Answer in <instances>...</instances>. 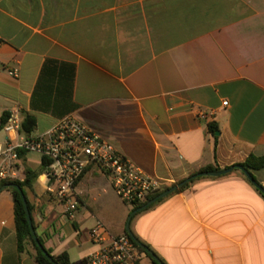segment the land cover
Listing matches in <instances>:
<instances>
[{"label":"crops","instance_id":"0c3cea01","mask_svg":"<svg viewBox=\"0 0 264 264\" xmlns=\"http://www.w3.org/2000/svg\"><path fill=\"white\" fill-rule=\"evenodd\" d=\"M6 111L33 116L31 136L72 116L162 188L264 157V0H0ZM23 165L40 170L42 158L30 153ZM250 174L264 188V168ZM109 185L90 167L72 221L38 179L27 191L53 255L85 264L99 250L90 230L101 216L111 236L126 234L131 210L123 221ZM2 189L0 264H37L32 245L18 252L13 194ZM134 220V236L164 264H264V196L240 170L195 178Z\"/></svg>","mask_w":264,"mask_h":264},{"label":"built area","instance_id":"2783aa9c","mask_svg":"<svg viewBox=\"0 0 264 264\" xmlns=\"http://www.w3.org/2000/svg\"><path fill=\"white\" fill-rule=\"evenodd\" d=\"M10 75L17 76L16 72ZM207 116L204 112L198 114L201 119ZM21 123L18 116L12 115L3 128L6 137L0 142V182H23L24 157L30 153L40 155L44 171L38 180L71 221L81 207L78 184L92 166H97L110 179L117 196L132 208L163 189L158 180L147 176L72 116L59 120L37 136L22 133ZM90 238L99 250L87 256L85 264H144L150 259L128 235L111 236L101 222L90 230Z\"/></svg>","mask_w":264,"mask_h":264},{"label":"trees","instance_id":"16d2710c","mask_svg":"<svg viewBox=\"0 0 264 264\" xmlns=\"http://www.w3.org/2000/svg\"><path fill=\"white\" fill-rule=\"evenodd\" d=\"M11 116H12L11 112H8V111L1 114V116H0V132L8 124ZM36 126H37L36 119L33 116L26 114L22 120V123H21V132L27 136L31 135V133L35 130ZM209 131L211 132V134H213L215 136L217 131H218V127L216 125H210ZM240 166H242L243 168H245L249 172L262 169V168H264V157L250 156L244 163L240 164ZM213 170H218V169H214L212 167H209V168H206L203 172L213 171ZM43 171H44L43 165H42V168L40 170H32V169L27 168L25 170V176H24L23 182H11V181L0 182V189L2 187H4L5 185L11 184V183L17 184L22 188L23 193L25 194L27 201H28V207L30 210L32 223H33V227H34L35 232H36V226H35L34 218H33L34 207L30 204V202L28 200L27 191L33 190V187H34L37 179L43 173ZM189 183H187L183 187H181L176 193L183 191L186 187H188ZM169 188L170 187H165V188L161 189L160 191L153 193L152 195H150L147 198V200L145 202H143L141 204H137L136 206H134L132 208L130 214H132L135 210L139 209L140 207L145 205L147 202H149L150 200L159 196L160 194H162L163 192H165ZM262 189H263V192H261V193L264 196V188L262 187ZM10 191L13 194L14 203H15L16 236H17V248H18L19 254L24 253L27 249V246L30 244L33 246V248L36 251L35 260H36L37 264H71L70 257H69L67 252H64V253L57 255V256L53 255L52 251L45 247L44 241L38 236L37 237H38L41 245L43 246V250L49 256H51V258L53 259L54 262L50 261L49 258L44 254V252L36 246V243H35L34 238L32 236L30 226H29V223H28V220L26 217V212H25V208H24V204H23L21 195L15 189H10ZM162 201L163 200H161L159 202H162ZM153 206L149 207L148 209L152 208ZM139 214H137V215H139ZM137 215H135L131 218L130 223L133 221V219ZM126 235H128L127 232H126ZM140 250L144 252L143 249L140 248ZM150 260H152V259L150 258ZM152 262L154 264H156L153 260H152Z\"/></svg>","mask_w":264,"mask_h":264},{"label":"water","instance_id":"95a60500","mask_svg":"<svg viewBox=\"0 0 264 264\" xmlns=\"http://www.w3.org/2000/svg\"><path fill=\"white\" fill-rule=\"evenodd\" d=\"M219 135V134H217ZM233 170H240L241 172H243L245 174V176L248 178V180H250V182L260 191L263 192L262 187L255 181V179L253 178V176L250 174L249 171H247L245 168H243L240 165H235L232 166L230 168H227L225 170H221V171H206V172H201L199 174L193 175L187 179H185L184 181L171 186L168 190H166L165 192H163L162 194H160L159 196L155 197L154 199L150 200L149 202H147L145 205H143L142 207H140L139 209L135 210L132 214L129 215L128 218V222H127V226H126V231L129 235V237L133 240V242L141 249H143L147 255L156 263V264H164L154 253L153 251L150 250L149 247H147L145 244H143L137 237L134 236V234L132 233V231L130 230V220L133 216L147 210L149 207L155 205L156 203H158L159 201L167 198L168 196L176 193L181 187H183L185 184L189 183L190 181H192L195 178L198 177H220L223 175H227L229 173H231ZM4 189H15L17 190L22 198L23 204H24V208H25V212H26V217L30 226V230L32 233V236L34 238V241L36 243V246L42 250L44 252V254L49 258L50 261L54 262L53 259L51 258V256H49L44 250H43V246L41 245L37 234L34 230L33 227V223H32V218H31V214H30V210L28 207V201L27 198L25 196V194L23 193L22 188L14 183L11 184H7L3 187L2 190Z\"/></svg>","mask_w":264,"mask_h":264},{"label":"rangeland","instance_id":"374dc122","mask_svg":"<svg viewBox=\"0 0 264 264\" xmlns=\"http://www.w3.org/2000/svg\"><path fill=\"white\" fill-rule=\"evenodd\" d=\"M2 136H3V132L1 131L0 132V139L2 138ZM34 157V159L35 160H33V162H31L30 163V166L32 167V168H38L39 166H40V162H39V158L37 157V156H33ZM108 191H109V194H111V197H112V201H113V203H114V206L117 208V209H119L118 211H119V213H122L123 212V221H124V219H126V216H127V214H125V213H128L130 210H132V206L131 205H128V204H126V203H124L118 196H117V194H116V192H115V190H114V188L113 187H111L110 185H109V187H108ZM116 209V210H117ZM123 210H125V213H124V211ZM110 218H113L114 219V217H115V215H108ZM115 218H118L117 216L115 217ZM99 219L102 221L101 223L104 225V227L106 228V229H108L107 227H109L108 225H107V221H106V216L105 217H103V216H101V217H99ZM134 222H135V220L134 221H132L131 222V227L134 225ZM94 223H95V221H93V220H89L88 222H87V224H85V225H83L84 227L83 228H91L93 225H94ZM71 239H69V240H67V241H70ZM75 242H77V243H79V239H77V240H75ZM74 244H71V246H73ZM80 253H81V250L79 249V248H73V249H71V251H70V255H71V258H72V261H76V260H78L81 256H80Z\"/></svg>","mask_w":264,"mask_h":264}]
</instances>
